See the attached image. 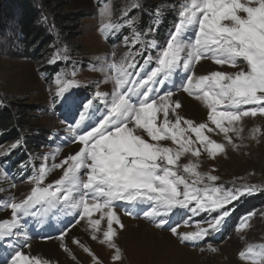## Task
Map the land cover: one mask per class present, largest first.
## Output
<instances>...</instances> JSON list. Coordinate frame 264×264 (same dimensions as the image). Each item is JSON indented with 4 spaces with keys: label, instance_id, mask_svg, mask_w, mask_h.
Returning a JSON list of instances; mask_svg holds the SVG:
<instances>
[{
    "label": "snow or ice",
    "instance_id": "snow-or-ice-1",
    "mask_svg": "<svg viewBox=\"0 0 264 264\" xmlns=\"http://www.w3.org/2000/svg\"><path fill=\"white\" fill-rule=\"evenodd\" d=\"M252 4L254 6H250ZM182 30L195 32V43L187 51V59L183 60L181 53L185 49L180 41ZM209 55L218 65L235 64L238 58H242L249 68L247 72L241 71L235 75L222 72H212L198 78L189 75L187 84L182 85L184 91L189 94L202 93V98L209 109V120L224 133L225 138L231 142L228 132L236 129L226 127L224 122L231 126L243 116H254L257 112L264 114V0H244V2L190 0L179 12V21L175 25V31L170 33L167 47L163 49L157 62L158 66L146 74V79L133 81V86L127 87V91H124L127 80L122 76L110 100L104 97V94L96 93L95 99L103 100L107 114L102 118L98 117V124L90 131L76 137L81 147L69 158L71 163L64 173V178L75 186L79 183L77 173L85 168L89 170L87 182L82 185L86 190L83 198L71 203V207L75 209H79L82 205L83 211L80 214L82 217H90L93 208L97 210L107 208L113 201L139 204L145 201V197L147 201L154 202V205L164 209L165 213L173 215L187 208L192 201L196 202V207L191 209L193 212L220 209L222 214L209 221L207 228H199L198 231L183 234L177 233L175 227L171 229L182 242H196L208 236L210 231L219 230L224 220L231 215L230 211L224 210L225 205L245 195H253L259 190L257 185H241L226 192L214 188L212 191L215 193V198L203 197L201 189L195 188L194 185L202 183L204 177L194 173L197 179L189 184L172 168L180 153L174 156L171 148L159 143L170 138L180 144L181 150H187L184 147L185 143L190 144L191 141L178 139V136L183 137L188 131L181 129L180 125L183 122L190 126V130L195 133L200 143L206 146L210 155L222 149L221 144L203 135L202 129L206 128L204 123L196 126L192 121H181L180 118L174 123L170 121L168 100L171 99V90L169 89L162 96L159 95L160 89L179 70L181 63L186 74L190 71L193 61ZM150 62L151 57L145 60V64L140 65V69L143 70ZM128 67L135 68L136 65L129 64ZM141 73L143 71L136 72V76H141ZM124 76H127L128 80L131 79V73H124ZM61 82L57 81L58 84ZM72 83L69 81L68 86L70 87ZM65 91V88H61L57 95L61 97ZM91 104L92 101L86 103L85 110ZM249 105L251 106L249 110L241 111V107ZM218 106L223 110L218 111ZM160 112H163V122L158 125L155 121ZM84 118L85 112H82L80 119L76 120L75 127H79ZM137 130L146 133L147 137L156 143L147 142L142 134H137ZM184 171L190 172L192 168L186 165ZM41 178H43V170H41ZM217 179L216 176H207L208 181ZM62 183L63 180L58 181L54 191L51 190L52 186L34 188L32 195L22 203L11 204L12 221L0 223V243L4 238L20 237L19 232L16 231L18 223L16 217L19 214L17 210L28 214L30 205L41 202L55 204L60 199ZM180 185L184 188L182 193L178 191ZM73 190L69 189L68 193ZM208 190L206 187L203 189L205 192ZM86 197L94 200L104 199V203H95L90 207ZM64 203H69L67 193L64 195ZM126 211L130 214H139L132 212L131 209ZM114 219L119 223L118 218L108 211V227L103 231L101 242L108 244L109 247H115L113 243L115 233L112 228ZM170 220V215L167 218L160 217L158 226L164 227ZM88 224L93 233L100 231L101 220L89 219ZM239 227H245V223L242 221ZM92 238L98 237L94 234ZM74 243L91 254L95 264H99L91 249L75 239ZM26 244L27 240H24L19 247ZM244 255L245 253H241V256ZM118 258L119 249L113 259ZM6 264H42V262L38 258L29 257L15 250Z\"/></svg>",
    "mask_w": 264,
    "mask_h": 264
},
{
    "label": "rangeland",
    "instance_id": "rangeland-1",
    "mask_svg": "<svg viewBox=\"0 0 264 264\" xmlns=\"http://www.w3.org/2000/svg\"><path fill=\"white\" fill-rule=\"evenodd\" d=\"M29 1L33 5V10L38 4L41 5L40 8L34 10L35 13L38 11L37 15L42 12V7L45 8L48 5L47 3L44 5L42 0ZM35 1H38V3ZM134 1L132 0V2ZM139 1L144 5H152L159 1L167 3L174 0ZM181 1L190 2V0ZM58 2H62L63 7L60 11L54 13H56V16L59 14L63 17L65 23L69 26V30L62 33L61 29L56 25L55 27L60 34L61 43L69 49L72 56L80 64V71L76 72L75 78L95 92H113V82L108 72L105 71V67L99 66L107 60L108 55L107 44L102 41L98 32L105 34V21L114 18L120 11L126 9L128 2L125 0H113L111 2L110 0L107 2V6L102 7H99L95 0H58ZM10 3L12 6H22L21 0H0V15L4 10L1 9ZM250 6H254V4ZM12 11L14 13L11 12L8 21L4 19L0 22V95L9 104L8 109L11 114L16 113L15 118L29 121L33 128L38 129L37 136L32 143V145L35 144L36 154L44 160H50V162L60 160L61 163H64L66 159L70 158V153L75 150V144L65 145L57 149L41 147L44 142L45 129L50 126L60 127V124L52 116L42 114L36 108L37 106H47L49 101L46 84L38 78L36 72L43 56H40L41 58L37 61H31L24 52L15 54L11 46L9 51L6 48L10 42L16 40L9 28L11 26L17 27L22 12H19L16 7H13ZM52 16L55 24V15L52 14ZM25 35L24 40L29 39L32 43V37ZM190 46L186 47L183 59H187V51ZM24 47L27 51V45H24ZM17 49H19L18 46ZM202 62L204 63L201 64ZM248 70V65L242 58H238L235 64L218 65L215 63L214 58L209 55L198 61H193L190 75L196 78L212 72L235 75ZM179 96L182 97L183 101L180 100L179 106H177ZM168 103L170 105L168 116L170 121L174 123L177 118H180L181 121H192L193 125L196 126L204 123L206 128L202 129L203 135L222 145L221 150H217L214 155H210L206 150V146L202 145L195 133L190 130V126L182 122L181 129H188V131L184 133L183 137L178 136V139L191 141L190 144L185 143L184 147L187 150H181L180 144L170 138L159 142L162 146L171 148L174 156L178 152L180 153L176 157V163L172 166L173 171H178L189 184L197 179V175L194 173L203 176V182L195 185L201 189L202 196L205 194L203 189L210 187L212 184H214L215 189H221L223 192L241 185H257L259 186L257 193L262 195L264 200V114L257 112L254 116H243L241 120L234 122L231 126L224 122L226 127L236 129V131L230 130L228 132V137L231 140L229 142L224 133L220 132L216 125L209 120V109L202 98V93L195 95L184 90L174 92L171 94ZM244 107L246 106L241 107V111L249 110L251 106ZM2 118L3 116H0V120ZM162 122L163 112H160L157 114L155 123L159 125ZM26 132H29L27 135L34 134V131ZM9 134H12V130ZM137 134H142L147 142L156 143L147 137L146 133H141L140 130H137ZM53 151L57 152V158L48 159L50 152ZM197 152L198 154H194ZM186 165L190 166L192 171L185 172ZM57 172V169H51L48 175L53 173V176L48 181H53L56 176L54 173ZM208 175L216 176L218 179L208 181ZM22 190H24L23 185L9 187L0 172L1 194H13ZM183 190V185H180L178 191L182 193ZM214 196L215 193H213ZM181 198L183 197L181 196ZM258 200L259 198L256 201ZM192 208L188 206L180 210L178 214L173 215L165 213L164 209L154 205V202L147 201L145 197L144 202L139 204L128 202L123 209H100L90 217H83L71 228L72 230L70 229L71 231L68 230L70 233L66 232L70 238V249L68 251L62 252V249H56L52 243L55 238L46 241L36 240L30 243V245L34 242L39 244L35 249H32L33 254L29 257L38 258L41 262L47 264H95L92 255L84 251L80 245L74 243L75 239L91 249L99 264H264V201L262 206L253 213L252 218L245 223V227H237L223 233L224 227L221 225L219 230L210 231L209 235L206 236L211 239L207 244H200L197 241L182 242L179 236L171 230L175 227L177 233L180 234L196 231L191 224V219L195 217V213L191 211ZM126 209H131L132 212L139 214H130ZM108 211L113 214L116 213L118 220L120 217L122 218V222L116 223L114 219L112 224L113 230L115 229L113 237L115 247H109L108 244L101 242L103 231L108 227ZM169 215L171 216L169 224L164 227L158 226L159 218H167ZM89 219L101 220L99 232L93 233L88 224ZM137 220L145 224L139 226ZM132 229H135L136 232H142L144 235L146 234L145 239L156 246L157 251L152 255H134L133 251L129 250L124 244L125 232ZM94 234L98 237L97 239L92 238ZM144 235L142 234V236ZM27 245H29V242ZM117 249H119V258L113 259L117 255ZM241 253H245V255L241 256Z\"/></svg>",
    "mask_w": 264,
    "mask_h": 264
},
{
    "label": "trees",
    "instance_id": "trees-1",
    "mask_svg": "<svg viewBox=\"0 0 264 264\" xmlns=\"http://www.w3.org/2000/svg\"><path fill=\"white\" fill-rule=\"evenodd\" d=\"M42 1L44 5L46 3L48 5L45 8L42 7V12L39 13L38 15H37L38 11H36L35 13L34 10L40 8L41 5L38 4L37 7H35V9L33 10V5L29 0H21L22 2L21 7L23 9L19 5L12 6L11 3L7 4L5 7L1 9V10L3 9L4 10L0 15L1 16L0 22H2L4 19L5 21H8L10 19L11 12H13L12 11L13 7L18 8L19 12L22 11L17 27L11 26L9 30L11 31L12 36L18 32L21 33L23 35L22 41L25 42V45L28 46L27 51L24 48L23 50H20V52L16 54L24 52L26 56L32 59V61H37L39 58H41L40 56L42 54H45L46 51L49 49L48 43L50 40V35L46 32V29L41 25L39 21L40 16H44L45 18L53 22L54 17L52 16V14H54L55 19H56L54 25H56V27L61 29L62 33L63 32L66 33L69 30V26L67 23H65V20L63 19V17L59 14L56 16V13L60 11L63 7L62 2H58V0H42ZM35 2L38 3V1H35ZM36 16H37V19H36ZM25 34L32 37L33 39L32 43H30L29 39L27 41L24 40V38L26 37ZM59 38H60V34H59ZM4 101H5V98H4ZM5 103H6V106L4 107L0 106V114H1L0 116H3V118L0 120V130L3 131L1 133L2 136L0 137V143L9 142L12 139H14L17 135H19L18 130H22L25 132L26 130L31 131L33 129V126L30 124L29 121H26L20 118L19 119L15 118L14 115H16V113L11 114L10 110L8 109L9 104L6 101ZM7 130L9 131V133L12 130V134H9Z\"/></svg>",
    "mask_w": 264,
    "mask_h": 264
},
{
    "label": "bare ground",
    "instance_id": "bare-ground-1",
    "mask_svg": "<svg viewBox=\"0 0 264 264\" xmlns=\"http://www.w3.org/2000/svg\"><path fill=\"white\" fill-rule=\"evenodd\" d=\"M203 63L204 62H202L201 64H203ZM180 100L183 101L182 97L179 96L178 99H177V102L180 103ZM190 108H192V107H190ZM56 155H57L56 151L50 152V155H49L48 159H52L53 160V159H55V157L57 158ZM105 210H111V209L105 208ZM121 219L122 218L120 217V219H119L120 222H122ZM132 220H134V219H132ZM137 222H138L139 226L145 224L144 222L139 221V220H137ZM150 229L154 230L153 228H150ZM71 230L69 229V231H71ZM123 230H124V228H123ZM134 230L135 229L129 230V231L125 232L126 234L124 235V244L128 247V249L133 251L134 255H136V254H143V255L144 254H147V255L154 254L155 251H157L156 246H154L150 241L145 239L146 234L144 235V233L136 232ZM69 231L67 233H70ZM114 231H115V229H114ZM65 233H63L61 236L54 237L55 240L52 241V243L54 244L56 249H58V250L62 249V252L68 251V249H70V238H69V235H67V233L66 234ZM153 233H156V232H153ZM142 234L144 236H142ZM54 238H52V239H54ZM33 241H36V240H33ZM30 243H32V241L29 242V245L26 244V246H23V248L19 249V251H21L23 254H25L27 256H32V254H33V250L32 249H35V247L39 243L34 242V244H31V245H30Z\"/></svg>",
    "mask_w": 264,
    "mask_h": 264
}]
</instances>
